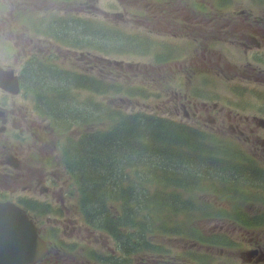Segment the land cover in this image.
Masks as SVG:
<instances>
[{"label": "rangeland", "instance_id": "1", "mask_svg": "<svg viewBox=\"0 0 264 264\" xmlns=\"http://www.w3.org/2000/svg\"><path fill=\"white\" fill-rule=\"evenodd\" d=\"M140 1L142 6L146 9L150 6L152 11L155 3L158 2V0ZM159 1L171 5L177 0ZM260 2L261 0H248L247 5L242 6V9L246 10L244 11L242 22L248 28L253 27V21L259 23L261 27L264 25V10L258 8ZM190 8L189 15L183 20L186 23L181 24V20L178 19L176 32L172 27V23L166 20L164 10L157 11L158 17L152 15L149 18L147 15H140L130 21L126 27L129 28L132 34L141 33L142 36L151 34L153 43L160 39H171V43L174 42L176 44L178 42H187L189 55L193 58L201 51L198 46V31L202 25V21H200L199 13L194 9V6H190ZM207 9L210 11L209 7ZM252 17H255L254 20H251ZM179 28H183V31L180 32ZM21 29L24 31V28ZM152 30H154L153 34L150 32ZM95 41L103 45L108 44V48L114 46V43L106 39L97 38ZM20 47L21 49L16 47L14 52L21 54L24 51L26 48L25 38L20 42ZM35 47L34 51L37 53L42 52V54H45L50 50L49 47L41 44H36ZM149 52L152 53L156 61L157 55H168L173 51L171 49H158L150 46ZM65 55L62 54L61 58ZM199 59L202 60L203 57L200 56ZM141 61L143 67L133 84L140 87L147 86L151 91L157 92L159 96H153L148 100L140 97L135 103L136 107L128 111H145L146 113L164 116L183 124L199 127L205 134L209 135L210 138L204 137L210 139L205 140V144L212 147L216 146L218 150L211 148L205 149L202 152V166H200V171L196 178L199 184L184 186V189L192 191L195 188L215 185L216 188H213L211 193H224V188H228V194H232L231 204L242 211L243 208L237 203V200L242 199L241 194L248 192V196L245 198L246 202L248 204L253 202L254 198L249 189L260 190L264 193V178L251 169H243L239 165L237 155L230 148L233 144L240 154L239 160L250 168L264 166V152L259 148L260 158H255L249 153L250 146L241 142H228V140L236 139L233 137L234 134H229L232 137H222L218 129L223 130L227 124L223 114L228 111V107L225 106L227 103L234 111L240 112L243 115H252L253 111L260 112L258 115L264 116V87L236 80L233 82L241 83L249 88L256 87L258 89L257 93L252 94V91L229 89L227 88V84L230 81L226 79V74L222 82L219 80L216 82L212 81L215 73L214 66H209L206 62L203 69L187 72L183 66L190 59H183L181 62L172 61L165 64L153 65L152 58L146 56ZM190 62L186 67L190 65ZM156 67L157 72L153 76H150L149 72H153ZM38 68L42 69L43 73L38 80L32 83L29 81V76ZM207 69L209 71L205 72ZM186 75L188 79H186ZM129 81L132 82L131 80ZM25 82L28 87L38 94L42 93L34 95L35 99L38 101L39 97H41L42 108L54 114L60 121L74 117L82 118L93 113L91 106L82 104L77 99V94L74 90L83 85L73 78L63 76L53 70L32 67L25 74ZM235 86L239 88L237 85ZM46 96H50V99H47ZM26 97L31 98L32 95ZM26 97L24 99H17L19 102H24V104H19L15 108L16 112L24 113V106L32 109L33 101L26 100ZM245 97L254 101L259 100L260 103L245 99L244 102L252 108L251 111L248 107L244 106L243 99ZM204 99L209 100L211 104L213 102L218 103L219 107L224 108V112H219L215 118L210 115L205 118L202 117V112L206 113L212 108V106L205 108L200 103H197V100L201 101ZM2 107L12 108L10 105ZM154 109H160L165 115L152 112ZM215 120H221V122L218 123ZM103 123H106V121ZM30 124L33 127L39 128L41 134L45 131L48 132L45 136H41V144L36 145L35 139L30 134H24L19 128L14 129L8 126L5 130H0V146L9 143V146L12 148H23L22 155H13L18 169L24 167V146L31 148V156L34 157L32 164L35 170L26 171L24 173V180H27L26 178L38 177L41 178V184L34 183L31 186L29 183L33 182L28 181L26 185L24 184V188H18L16 192L24 193V198L29 199L24 201V206L32 208L31 210L40 226L42 234L47 237L53 246L54 251L50 255V261L46 264H73L76 262L79 264H94V261H100L105 252L106 248L103 250L100 246L107 241L108 232L98 229V232L94 233L89 229L87 232H83V236L80 238L72 234L75 229L86 230L87 227L93 229V226H88L81 220L80 208L72 198L74 193L71 196L66 194V191L68 189L72 190V188L66 181L69 177L62 168V158L60 159L62 149L58 147L61 140L63 141L69 137L75 138V132L78 130L75 128L63 133L61 129L59 131L52 129L49 121L36 120L31 121ZM13 131H18L20 136L11 138L10 134ZM259 134L264 136L263 131H259ZM21 137H26L27 142L24 143ZM89 144L93 145L94 142L83 145V149L87 148ZM35 148L40 150L41 153L39 154ZM217 159L220 161H217ZM42 161L44 165H42ZM18 172L21 173L20 171ZM11 174L16 175L13 168L11 169ZM48 176L52 177L50 184L46 183V177ZM0 185L1 194H9V188L2 184V182H0ZM25 188H29L28 192L24 191ZM233 191H236V193H233ZM206 194L205 188H202L196 197V202L201 209L196 221L191 220L192 215H189L188 223L184 220H180L177 223L175 217L171 215L149 211L151 213L149 216L154 221H160L170 229L179 227L181 229L178 232L179 234L159 233L154 228L142 230L131 225L128 227V231L133 238L134 248L137 246L136 251L132 252L133 248L123 259H120L119 255L115 257L113 244H111L109 239V251L105 253L109 259L103 264H246L237 256L242 252H246V248L244 247H247V245L239 242L241 237H246L247 239L248 237L244 234H241L240 237L236 232L232 234L218 232L216 227H223L225 222L213 220L215 212L213 210L212 199L206 200V204L202 200L203 195ZM214 198L216 199L215 196ZM225 198L226 196L223 197V199ZM181 200L185 208L182 211L189 212L192 209L191 202L185 198ZM47 206L51 208V212L44 213ZM132 206L139 208V204L135 202L132 203ZM262 209H264V202L262 203ZM91 217L95 222H99L97 215L92 214ZM62 223L66 225L64 233H62V227L60 226ZM59 227L61 229L59 238L62 239V244H56L57 240L54 238V232ZM168 228H165V230L170 231ZM146 243L152 247H147ZM69 244L72 246H69ZM110 255L111 257H109Z\"/></svg>", "mask_w": 264, "mask_h": 264}, {"label": "crops", "instance_id": "2", "mask_svg": "<svg viewBox=\"0 0 264 264\" xmlns=\"http://www.w3.org/2000/svg\"><path fill=\"white\" fill-rule=\"evenodd\" d=\"M26 1L27 9L34 8L35 12L32 16H29L26 12L24 13V25L32 29L33 38L41 45L50 48L49 55L53 54L55 57L61 58L62 54L80 55L89 53L114 62H123L130 65L142 63V58L146 56L152 58L153 65L190 59L192 61H188L183 66L187 72L203 69L206 62L209 66H214L213 82L218 80L222 82L226 74V79L230 81L227 88L252 91V94L257 93L258 89L256 87L249 88L241 83L233 82L238 80L239 82L250 83L236 75L244 72H249L251 75L262 74V71H264V25L261 27L259 23L253 21V27L248 28L242 22L243 16L230 15L237 10H241L242 6H246L248 0H204L206 8L217 10L213 14L222 12L228 15H210L209 11H205L206 16L199 14L202 25L198 31V46L201 51L193 58L189 55L187 42L176 44L171 43V39H160L153 43L151 34L142 36L141 33L132 34L130 32L129 28L126 27L130 21L140 15H147L149 18L152 16L150 6L146 9L142 6L140 0H30V3L29 0ZM87 2H89V5L85 6ZM258 8L264 10V0H261ZM153 16L158 17V14H153ZM165 17L169 23H172L175 32L178 19L183 21L187 18L186 16ZM254 18L252 17L251 20H254ZM150 32L153 34L154 30ZM97 38L111 41L114 46L108 48V44L96 43L95 39ZM150 46L158 49H171L173 52L168 55H157L155 61L152 53L149 52ZM257 48L262 51V55L249 57L248 51ZM200 56L203 57L202 60L199 59ZM189 62L190 65L186 67ZM32 67L53 70L80 82L83 86L77 87L74 91L80 103L92 107L93 113L87 116H101L104 113L107 117L110 98V83L108 80L95 74L82 76L78 72L74 73L68 64L58 60H46L45 55L42 53H37L35 59L33 58L24 63V91L26 96L32 95L31 98L26 97V100L33 101L32 109L40 113L39 109L41 108L43 115H51V118L59 120L54 114L44 111L41 106V97L38 101L35 99L34 95L42 93L38 94L26 85L25 74ZM38 70L41 72L38 74V78L35 79L33 74ZM208 71L209 69L205 72ZM153 72L154 74L157 72V67ZM42 73V69L34 70L31 75L29 74V81L35 82L41 77ZM90 82H96L97 84L91 85ZM128 89L125 86L123 91L120 92V97L127 104H135L140 97L148 100L153 96H159L151 91L147 96H140V92L137 90L138 87H134V84L130 88L132 95H126ZM111 94L113 96L114 94L119 95V92L118 90L115 93L111 91ZM46 98L50 99V96H46ZM245 99L260 103L259 100L254 101L247 97L243 99V103H245ZM197 103L205 108L218 105L215 102L211 104L207 99L197 100ZM225 106L228 107L227 109L233 110L228 103ZM244 106L252 111V108L247 106L246 103ZM253 115L258 116L252 113ZM72 119H76V117ZM192 208L193 212L183 211L179 221L184 220L188 223L189 215H192L191 220L196 221L201 210L197 207Z\"/></svg>", "mask_w": 264, "mask_h": 264}, {"label": "trees", "instance_id": "3", "mask_svg": "<svg viewBox=\"0 0 264 264\" xmlns=\"http://www.w3.org/2000/svg\"><path fill=\"white\" fill-rule=\"evenodd\" d=\"M40 72H34L33 77L38 78ZM54 122L63 132L72 127L82 131L63 141L62 167L88 225L114 235L124 234L119 229L131 225L142 230L154 228L159 233L179 232L154 221L149 211L171 215L179 223L185 209L181 199L191 205L196 202L182 191L184 186L199 184L196 178L202 152L214 148L205 144L204 135L158 115L126 114L111 108L107 117L103 113ZM89 142L94 144L83 149ZM133 202L139 208L133 207ZM136 247L131 246L132 252Z\"/></svg>", "mask_w": 264, "mask_h": 264}, {"label": "flooded vegetation", "instance_id": "4", "mask_svg": "<svg viewBox=\"0 0 264 264\" xmlns=\"http://www.w3.org/2000/svg\"><path fill=\"white\" fill-rule=\"evenodd\" d=\"M26 0H0V68L3 60L12 59L15 61H21L24 63V51L21 54L12 53V51L16 48L20 47V42L24 40V31L21 28H24V10L34 11V8L27 9ZM31 2L30 0L28 1ZM36 3L35 1L33 2ZM19 45V46H18ZM7 49L10 51L7 52ZM12 69V66H8ZM24 72V67H23ZM3 71L0 70V130H5L8 126L13 127L14 129L19 128L22 132L30 134L35 139V144H41V136L46 135V131L44 129V133L41 134L39 132V128L33 127L30 122L41 119L37 118V114L34 109H31L28 106H24L23 112H16L15 108L21 104L14 94L13 90H9L7 85L3 83ZM241 79H245L250 83H254L257 85H261L264 87V71L262 74L251 75L249 72H244L242 74H238ZM259 76V77H258ZM21 83L24 86V78ZM9 91H7V90ZM10 105L12 108L2 107ZM219 112L223 113L224 108L218 107ZM209 113V111L207 112ZM224 117L227 121L223 130L218 129V132L222 137L230 136L229 134H234L233 137L236 143H243L248 146H255L258 144L257 140L260 137L262 140L263 135L259 134V128L257 125V120L255 118L242 117L232 111H227L223 113ZM215 118V117H214ZM218 123L221 120H215ZM262 130V129H261ZM264 131V130H262ZM1 135V132H0ZM11 138L19 137L20 133L18 131H13L10 134ZM232 137V136H230ZM22 138V137H21ZM229 141V140H228ZM232 141V140H231ZM26 141V137H24V143ZM264 145V141H263ZM36 149V148H35ZM36 151L40 154L41 151L36 149ZM250 155L255 158H259V154L253 152L252 148L249 150ZM14 154H23V148H12L9 146V143H5V145L0 146V182L9 188V194H2L0 198L5 199L6 201H18L22 205H24V194H18L16 190L18 188H24V184L26 185L28 181L33 182L29 183L31 186L34 183L41 184V178L31 177L26 178L24 180V173L27 171H34L35 167L32 162L34 157L31 156V148L24 146V167L19 168L18 171H14L16 175L11 174V169L16 165V160H14V166L9 163L10 158H13ZM42 165L43 161H42ZM264 171L263 167H258ZM43 177V176H42ZM264 178V176H262ZM47 178V177H46ZM37 186V185H36ZM38 187V186H37ZM12 190H11V189ZM228 188H224V194L230 195L227 192ZM29 188H25L24 191L28 192ZM236 193V191H233ZM0 194H1V185H0ZM222 193H214L213 195L216 197L219 202L221 198L224 196ZM247 192L241 194L242 199H238L237 203L242 206L243 210L241 212H236L233 209V205L221 204V206H227L231 208V212L227 214L226 222L223 227L218 228V230L224 232H232L235 233L237 231L246 232L248 235V239L246 241V252H242L237 257L242 259L246 264H264V209H262V203L264 202V193L261 191H253L252 195L254 201L251 203L246 202ZM232 195V194H231ZM59 225V224H58ZM62 227V233L65 232V224H60ZM88 228V229H87ZM86 230L75 229L72 234H75L77 238L83 236V232H87V230H91L94 233L96 230L87 227ZM250 228H255V230H250ZM41 231V229H40ZM61 231L60 227L54 232V238L56 244H62V239L59 238V232ZM110 239L111 244H113V252H115V257L118 256L120 259L124 257L126 253L125 245L126 242L122 239L116 240L115 235L108 236L105 244L101 245V249H105L103 256L100 258V261H94V264H103L108 258L105 253L109 251L108 240ZM46 243L48 242L45 240ZM114 244L116 247H114ZM52 250H49V255L38 264H46L50 261V255H52V251H54L52 244L50 243ZM69 246H72L69 244ZM224 248V247H223ZM73 258L72 256H70ZM73 264H79L78 262Z\"/></svg>", "mask_w": 264, "mask_h": 264}, {"label": "water", "instance_id": "5", "mask_svg": "<svg viewBox=\"0 0 264 264\" xmlns=\"http://www.w3.org/2000/svg\"><path fill=\"white\" fill-rule=\"evenodd\" d=\"M261 123L264 126V120ZM48 254L47 244L26 212L0 203V264H37Z\"/></svg>", "mask_w": 264, "mask_h": 264}]
</instances>
